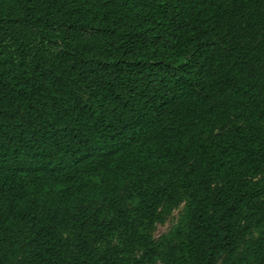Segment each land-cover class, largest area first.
I'll return each instance as SVG.
<instances>
[{"label":"trees","instance_id":"trees-1","mask_svg":"<svg viewBox=\"0 0 264 264\" xmlns=\"http://www.w3.org/2000/svg\"><path fill=\"white\" fill-rule=\"evenodd\" d=\"M219 260L264 264V0H0V264Z\"/></svg>","mask_w":264,"mask_h":264},{"label":"rangeland","instance_id":"rangeland-1","mask_svg":"<svg viewBox=\"0 0 264 264\" xmlns=\"http://www.w3.org/2000/svg\"><path fill=\"white\" fill-rule=\"evenodd\" d=\"M183 206V203H181L171 210L164 222L156 224L155 229L152 233L155 239H157L161 235L167 234L170 229L181 220L183 216ZM218 264H222L221 260H219Z\"/></svg>","mask_w":264,"mask_h":264}]
</instances>
